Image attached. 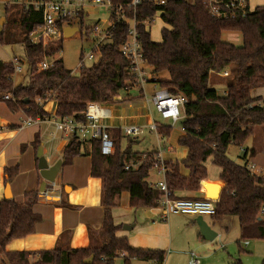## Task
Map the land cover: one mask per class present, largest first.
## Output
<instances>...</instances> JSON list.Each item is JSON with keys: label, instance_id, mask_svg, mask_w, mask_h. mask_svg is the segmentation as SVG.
Here are the masks:
<instances>
[{"label": "trees", "instance_id": "obj_1", "mask_svg": "<svg viewBox=\"0 0 264 264\" xmlns=\"http://www.w3.org/2000/svg\"><path fill=\"white\" fill-rule=\"evenodd\" d=\"M156 13L164 23L159 42H153L147 31ZM126 17L137 23V40L158 88L186 100L181 119L183 134L177 144L187 149V156L180 162H162L170 197L174 199L176 191H197L200 182L206 179L204 162L212 156L213 164L221 169L224 187L214 202L210 219L213 222L225 217L237 219L239 252L241 242L264 240V177L251 174L245 162V146L253 128L264 126V100L252 96L253 91L264 88V7L249 10L242 17L215 19L208 14L204 0H183L168 2L162 7L141 4L134 15L127 11ZM4 19L0 46L22 45L29 74L26 82L15 85L13 63L0 61V101L10 112L44 119L48 114L43 105L54 101L56 118L71 117L84 122L87 103L112 105L120 94L134 88L129 62L119 51L128 37V23L120 21L112 41L98 49L97 60L73 74L63 67L59 58L51 68L37 72L44 56L57 57L61 51V40L47 48L30 42V33L42 22L41 10L25 6L22 0L20 4L4 6ZM223 32L238 33L241 46L223 42ZM224 68H228L229 75L221 78L218 73ZM160 74L166 76L162 78ZM219 88L222 95L217 93ZM6 94L9 99L1 100ZM122 99L130 98L126 94ZM157 132L167 137L170 128L162 126ZM106 133L113 145L110 155L101 154L98 140L80 142L75 135L67 138L62 152L63 166L75 157H90V175L101 182L102 225L98 230L85 228L87 246L70 247L67 244L70 232H64L53 248L38 251L34 259L27 251L7 250L11 242L32 235L35 224L40 221V216L31 209L39 200L37 187L24 194L22 203L17 204L10 198L0 202V264H85L84 260L90 256L93 259L89 264H115L119 258L122 264H131L133 260L163 264V251L133 249L125 237H118L119 226L111 216V209L117 205L122 192L129 194V205L134 209L158 206L162 192L146 182L158 153L134 151L136 141L123 135L120 129H106ZM32 145L35 150L40 146L38 137ZM230 146L242 150V164L227 157ZM181 168L187 175L181 173ZM3 174L4 182L9 183L16 167L4 169ZM232 264L242 263L234 260Z\"/></svg>", "mask_w": 264, "mask_h": 264}, {"label": "crops", "instance_id": "obj_2", "mask_svg": "<svg viewBox=\"0 0 264 264\" xmlns=\"http://www.w3.org/2000/svg\"><path fill=\"white\" fill-rule=\"evenodd\" d=\"M248 7L249 10H252L249 1ZM1 61L10 62L11 60ZM155 89L152 85L146 86V95L149 97ZM126 94L130 99L124 101L122 98ZM252 96H258L264 100V88L253 91ZM117 99L112 105H103L109 110V117L103 120L107 129H120L122 131L125 126H137L142 129V134L133 140L136 141L135 144L139 145L145 133L150 132L148 130L150 124L154 123L157 128L169 127L170 133L167 137L161 136L162 134L157 132V128L156 133L150 132L154 134L157 142L154 151L159 153L162 161L180 162L186 158L187 149L177 144L178 138L183 134L182 129L173 130V125L169 121L155 122L153 120V111L155 112V110L143 94L133 88L120 94ZM50 103L53 106L51 111L46 109V105ZM55 106L54 101H48L43 105V110L48 114V118H45L46 121L40 124L22 126V121L26 118L25 114L10 112L5 103L0 101V202L5 199L6 185L10 199L17 204L24 201L25 193L39 187L41 178L36 166L35 154L37 149L35 150L32 145L35 138L38 137L42 154L49 166L62 159L67 137L57 134L54 140L50 138V134L54 131L52 119L55 117ZM160 140L162 144L159 143ZM132 148L136 152H149ZM238 152L241 154L239 148ZM245 153L247 166L253 167L252 174L264 177V126L253 128L252 136L245 146ZM212 160V156H210L204 162L206 179L203 181L217 184L223 188L224 182L220 180L221 169L215 166ZM14 167H16L15 176L9 183H5L3 170ZM90 170L91 160L88 156L75 157L70 164L62 165L48 195L44 197L43 194L39 193V200L31 208L33 213L40 216V221L35 224L34 233L25 239L11 242L7 250L27 251L32 254L30 257L32 258L37 256V252L40 250L53 248L57 238L64 232H70V237L67 240L70 247H86L88 240L85 228L100 229L103 216V209L100 205L101 182L98 178L91 177ZM181 173L187 175V171L183 168H181ZM162 181H164V177L157 169L150 171L146 179L151 187ZM207 190L209 193L215 192L211 186L207 187ZM173 196L178 200H197L204 197V191L199 184L197 191H176ZM160 214L159 205L155 208L134 209L130 207L127 192H122L119 195L117 205L111 209L113 223L119 226L116 233L118 237H125L133 249L163 251L164 261H166V250L171 255L179 254L178 250H174L181 243V237L175 235L176 230L185 229L190 234L192 229H197V235L200 233L198 234L195 219L190 215H181L180 219H171V216L179 215H169L163 219ZM208 219L209 222H204L210 229L218 223L213 222L210 217ZM224 229L227 230L225 227ZM211 230L213 231V229ZM215 233L218 236L219 233ZM244 246H248L247 241L244 242ZM240 249L242 250L241 247ZM115 264H122V259H117ZM131 264L150 263L133 260Z\"/></svg>", "mask_w": 264, "mask_h": 264}, {"label": "built area", "instance_id": "obj_3", "mask_svg": "<svg viewBox=\"0 0 264 264\" xmlns=\"http://www.w3.org/2000/svg\"><path fill=\"white\" fill-rule=\"evenodd\" d=\"M172 1L183 0H130V2L122 4H113L109 0H36L33 2L26 0L24 1V5H30L34 9L42 11V22L30 33L29 39L31 44H40L43 48H47L60 41L63 36L64 28H77L73 27L72 23L78 21L81 24L86 20L89 16L86 11L87 9L100 7L105 10L106 19L102 20L101 23H94L89 27L90 29H85V39L88 40L92 38V47L88 53L81 54L78 65L79 70L86 68L84 64L85 61L91 64L97 60L99 56L98 49L112 41L114 29L120 21L128 23V37L119 47V51L129 62V74L133 78L134 88L140 91L145 99L151 103L161 120L169 121L171 125H174L183 117V106L186 100L181 95H171L166 90L158 88L156 79L145 62L137 40V33L135 30L137 23L134 19H128L126 17L127 11H130L132 15H134L136 8L141 4L162 7ZM204 4L208 14L215 19H229L237 16L242 17L249 11L248 0H204ZM57 58L58 57L44 56L42 61L37 65V72L51 68ZM10 62L14 65V75L21 73V68L16 61L11 60ZM228 75V68H224L218 73V76L221 78H225ZM148 85H152L156 88L149 97L145 92V87ZM8 99V94L1 96V100L3 101ZM83 117L85 119L84 122L74 120L71 117H65L63 119L54 117L52 119L54 131L50 134L51 140H54L57 134H62L67 138L71 135H75L80 142L98 140L101 154L105 156L110 155L113 150V145L106 133L107 127L103 124V120L109 117V110L97 103H87L83 112ZM44 121H46L45 118L40 119L36 117L32 119L26 117L22 121V126L40 124ZM156 128L154 123L148 126V130L153 133H156ZM122 133L126 137L136 139L142 134V129L137 126L129 125L122 129ZM240 151L242 152L241 149ZM162 162L158 153L154 169L159 170L160 173L164 175ZM247 168L252 174L251 171L253 167L247 166ZM125 169H128V166H126ZM49 186L52 188L53 184H49ZM153 188L159 189L162 192V198L158 205L161 212L160 215L163 219L169 215L210 217L214 214L213 200L205 197L197 200L173 199L170 197V192L164 181L155 184ZM48 192L49 189L46 188L42 193L44 197L48 195ZM188 264H200L199 257L189 252Z\"/></svg>", "mask_w": 264, "mask_h": 264}, {"label": "rangeland", "instance_id": "obj_4", "mask_svg": "<svg viewBox=\"0 0 264 264\" xmlns=\"http://www.w3.org/2000/svg\"><path fill=\"white\" fill-rule=\"evenodd\" d=\"M22 0H0V18H4V6L6 4L12 5L19 3ZM26 1V0H24ZM249 6L253 11L256 7H264V0H248ZM20 4V3H19ZM89 14L88 18L81 24L78 21H74L73 27H77V31L69 34L67 37L61 39V51L57 57L61 59L62 65L66 70L71 71L73 74L79 72V60L81 54L88 53L92 47V38L85 39V29H90L94 23H101L102 20L106 19V12L103 8L95 7L86 10ZM5 27V22L2 25V32ZM164 28V23L160 18V14L156 15L151 19L150 24L147 27L150 39L153 42L161 41L160 31ZM2 32L0 36L2 35ZM18 32L17 30L15 31ZM221 40L225 43H229L233 46L239 47L242 44L241 37L238 33L234 32H223ZM13 60L15 59L18 66L21 68V73L14 75L13 82L18 85L26 82L29 74L27 70V62L23 46L20 44L2 45L0 46V61L1 60ZM85 66H89L90 63L85 61ZM165 74H160V77L164 78ZM23 77H25L23 79ZM149 86V85H148ZM218 95H222L221 88L217 89ZM52 104H47L46 109L52 110ZM154 109V108H153ZM153 120L157 123H164L159 116L153 111ZM167 123V122H166ZM173 130L181 128V122L178 121L172 126ZM143 140L139 145L134 144L135 150L138 151H152L155 150L157 142L153 133L146 132L142 138ZM162 144V141H159ZM124 146V144H122ZM240 153L238 149L230 146L227 151V157L237 164H242L240 159ZM48 186V187H47ZM47 189H51L47 185ZM215 192L209 193L206 196L207 199L216 200ZM195 219V216H192ZM180 219L179 216H171V219ZM203 221L209 222L208 217H202ZM227 228L226 229H224ZM213 231L218 232L213 240L208 241L197 235V229H192V233L188 234L185 229H178L175 235L181 237V243L174 250H178L179 254H169L166 250V257L163 264H188V253L192 252L200 258V264H232L234 259H239L242 264H262L264 259V240H252L247 241L248 246H244V242L240 243V247L243 251L238 252V246L236 240L238 239V226L235 217H227L224 221L216 223ZM199 234V229H198ZM33 256L31 259L36 258Z\"/></svg>", "mask_w": 264, "mask_h": 264}, {"label": "water", "instance_id": "obj_5", "mask_svg": "<svg viewBox=\"0 0 264 264\" xmlns=\"http://www.w3.org/2000/svg\"><path fill=\"white\" fill-rule=\"evenodd\" d=\"M4 22H5V19L3 17L0 18V34L2 32L1 27L4 24ZM76 30L77 28H68V27L64 28L63 36L67 37L69 34L75 32ZM117 100L118 99L115 98L114 101L116 102ZM35 157L37 160V164H36L37 170L41 178V182L38 187V192L42 194L45 191L47 185L54 183L55 177L57 173L59 172L60 167L62 166L63 159L58 160L53 165L49 166L42 154L41 146L37 148ZM200 185L203 188L205 198L207 195H209L207 187H210V186L213 187L214 190L216 191V193L214 194L216 196V200H213V202L218 201L220 194L222 192V189H223L222 187L218 186L217 184H213V183H209L205 181H201ZM4 197L5 199L10 198L7 185L5 186ZM195 223L199 229V233L201 237L204 240L211 241L216 237V233L207 226V224L203 221L201 216H196ZM123 229H125V227H123ZM92 259H93V256H90L88 259L84 260V263L89 264L92 261Z\"/></svg>", "mask_w": 264, "mask_h": 264}]
</instances>
